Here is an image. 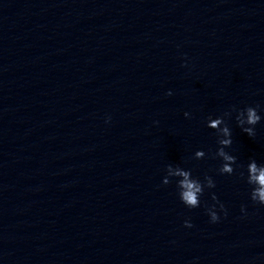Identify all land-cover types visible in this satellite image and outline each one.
<instances>
[{"label": "clouds", "instance_id": "9594fccd", "mask_svg": "<svg viewBox=\"0 0 264 264\" xmlns=\"http://www.w3.org/2000/svg\"><path fill=\"white\" fill-rule=\"evenodd\" d=\"M171 95V92L168 93ZM236 112L235 119L238 126L241 127L242 131L246 133L249 137H254L256 135L255 125L261 121V115L258 113L256 107L248 106L244 109H233ZM186 117L189 113L184 114ZM231 112H226L224 116L217 118H208L207 127L216 130L218 136V144L220 147L215 153V157L222 160V164L218 169L220 174L231 175L234 173L235 169L233 165H236V156L225 151V148L231 147L232 145V132L228 124L225 121V117H230ZM205 152L198 150L194 154L195 159H202L205 157ZM214 157V158H215ZM247 183L252 186L250 192V198L253 202L264 205V164H257L253 159L247 165ZM243 176V173H240ZM170 178H178L176 180V186L178 188V195L182 203L188 208H197L200 206V197L203 195L205 188L212 189L215 187V182L212 177L205 175L204 180L193 177L192 171L181 168L180 166L168 165L166 168V175L163 178L162 183L167 185L171 182ZM212 199L219 203L215 194L212 195ZM215 205L208 209V214L212 222H217L219 216L214 210ZM220 209L224 210L223 204H220ZM244 211L243 207L241 209ZM193 225L190 221H185V227H192Z\"/></svg>", "mask_w": 264, "mask_h": 264}]
</instances>
